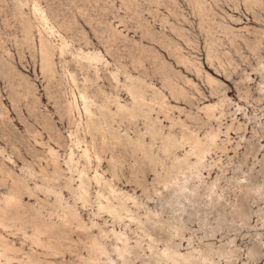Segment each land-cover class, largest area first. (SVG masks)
Here are the masks:
<instances>
[{
  "label": "rangeland",
  "instance_id": "rangeland-1",
  "mask_svg": "<svg viewBox=\"0 0 264 264\" xmlns=\"http://www.w3.org/2000/svg\"><path fill=\"white\" fill-rule=\"evenodd\" d=\"M0 264H264V0H0Z\"/></svg>",
  "mask_w": 264,
  "mask_h": 264
}]
</instances>
